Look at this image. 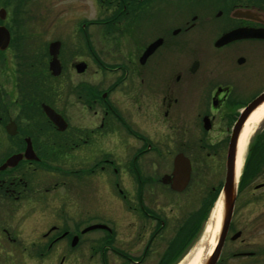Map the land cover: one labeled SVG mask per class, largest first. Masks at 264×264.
Masks as SVG:
<instances>
[{
  "label": "flooded vegetation",
  "instance_id": "1",
  "mask_svg": "<svg viewBox=\"0 0 264 264\" xmlns=\"http://www.w3.org/2000/svg\"><path fill=\"white\" fill-rule=\"evenodd\" d=\"M8 1L15 3L19 25L28 5L34 3L31 14L43 5L45 32L58 36L49 45L58 42L62 54L67 48L62 39L78 38L84 56L70 68L59 60L57 77L49 69V55L46 66L31 61L20 68L14 63L18 51L9 52L19 47L11 48L5 0H0V27L10 36L8 47L0 51V167L13 156L21 157L14 167L0 171V209L12 219L16 216L9 204L4 206L8 198L10 204H31L30 210L41 217H35L31 228L28 255L21 254L25 240L17 220L0 221V264H20L21 256L29 264H140L160 230L134 261L129 253L134 221L124 227L117 220L114 199L137 223L156 222L144 198L184 193L201 173L203 160L214 174L223 166L225 178L234 126L264 93V0ZM80 64L84 68L78 73ZM73 73L79 78L76 85ZM56 82L63 91L59 100L53 98ZM71 102L75 114L69 110ZM44 106L61 117L63 131L49 121ZM150 129L171 141L150 136ZM54 138L58 141L52 142ZM168 143L175 145L172 157ZM252 144L241 179L248 173ZM117 146L129 150L123 159L117 156ZM179 155L190 168L181 192L171 185ZM158 167L170 170L158 176ZM263 167L264 160L254 175L249 170L251 176L234 202L249 228L264 224V193H255L264 183L245 193ZM28 172L32 178L24 180ZM107 192L108 206L97 205L92 211L84 207L85 197L99 201ZM76 202L82 206L76 208ZM233 213L225 240L241 236L240 231L231 235ZM245 249L225 256L220 252L215 264H264V247Z\"/></svg>",
  "mask_w": 264,
  "mask_h": 264
},
{
  "label": "rangeland",
  "instance_id": "2",
  "mask_svg": "<svg viewBox=\"0 0 264 264\" xmlns=\"http://www.w3.org/2000/svg\"><path fill=\"white\" fill-rule=\"evenodd\" d=\"M33 2L31 8H29L30 5H28L27 10L21 14L20 21L22 22L19 25V22L16 21L18 12L16 10L14 11L15 3L10 2L8 0H5L4 2V8L7 11V18L9 19V28L12 33V43L11 48L16 49L19 47V50H11L9 52H16L18 51L16 55V61L14 63H19L20 68L24 64H28L31 61H34V63H40L47 65V62L49 61L48 53H47V47L50 42L55 41L58 36L54 33L52 36H49L47 32H45V21H44V12L42 11V6H40V9L38 10V6H36V13L31 14L28 13V10H33ZM30 10V11H31ZM18 11V9H17ZM102 12V11H101ZM18 20V19H17ZM62 41H64V48L63 53L59 54V57H57L58 61L61 60L62 65L66 68H70V64L77 62V59L80 57H83L84 54L79 50V39L78 38H63ZM14 56V55H12ZM78 77L75 73H73V79H72V85H76L78 82ZM59 82H56L53 86V98L55 100L61 99L62 90L60 89L59 85H57ZM76 86H74V89ZM75 93V91L73 90ZM61 101V100H60ZM69 110L72 114H75L77 111V107L75 102L69 103ZM152 134L155 135L154 129H150L149 135ZM264 134V120L260 123L258 128L255 130L253 135L250 137L247 150L249 149L250 144L255 141V138L259 135ZM166 138V141L162 138ZM254 137V139H253ZM156 139L162 140L163 142H170L171 140L163 134L160 136L156 133L155 135ZM155 139V140H156ZM53 141H58V139L54 138ZM157 141V140H156ZM253 145V144H252ZM169 151L171 152V157L176 152L175 145L168 143ZM129 150L122 147L117 146L116 153L118 158L123 159L128 155ZM153 158H156L154 154L150 155ZM202 170H205L200 174H196L194 181L191 183L189 188L184 192L180 194H171V193H157V194H150L149 197L144 198L145 202L148 204V209L151 211V214H154V217L158 219L156 222L144 219L139 220L140 223H137V221L125 210L124 204L118 202L119 199H114L116 201L115 203V211H117V220L123 222V226L127 227L129 226L130 222L134 221V228L132 230V242L129 244H132L131 251L129 252L133 258L134 261L140 259V255L145 247V244L150 240L151 235L156 231L160 230L158 236L156 237L155 241H153L152 247L149 250L148 257L141 262L140 264H157L158 260L160 259V255H162L165 250L167 249L168 245L173 241L177 235H179L181 228H183L188 220L194 216L200 208H205L207 203L209 202V196L210 193H217L222 186L223 179H224V167L220 166L219 171H217L216 174L208 170V162L207 160H204L201 162ZM201 167V165H199ZM159 170L157 171L158 176L168 173L169 168L164 167H158ZM264 169V167H263ZM38 178L37 174L34 175ZM31 173L28 172L25 176L24 180L31 179ZM254 182L247 188V191L245 193H251L253 190V186L264 183V172L259 177L254 178ZM101 180L102 179L101 177ZM103 183V182H102ZM41 188V187H40ZM38 188V189H40ZM161 188V187H160ZM213 188V189H212ZM157 190H159L157 188ZM162 191V190H161ZM88 191L82 192L87 193ZM61 193V192H59ZM110 192L102 193V197L99 201L95 199H88L85 197V203L84 207L88 206V209L90 211L94 210V208L97 205L102 206H108L109 205V198H110ZM244 193V192H243ZM255 193H264V188L256 191ZM76 200H79L75 198ZM121 199V198H120ZM12 199H4V206L10 205L12 210L14 211V215H16L13 219L11 215H7L6 212H2V209L0 211L2 212V215H0V221L5 222H11L17 220V225L20 227V232L22 239L25 240L24 244L22 245V252L21 254L28 255L29 254V242L27 240L30 239V233H32L31 228L34 227L37 223V220L40 217L39 214H34L33 211L30 209V205L28 204L27 207H23V203L21 201L17 204L13 203L10 204ZM10 201V202H9ZM151 201V202H150ZM216 202H214L213 206L210 209L209 215L207 216V220L211 214V210H213V207ZM21 204V205H20ZM76 208H80L82 204H78L76 202ZM9 207V208H10ZM83 207V208H84ZM29 208V209H28ZM75 208V209H76ZM13 214V213H12ZM222 216V212H221ZM2 217V218H1ZM37 218V220L35 219ZM104 219L105 216H103ZM243 218L245 219L244 212L238 209V206L234 208L233 213V223L235 224V227L233 231L231 232L236 233L237 231L241 232L240 238H238L235 241H230L229 236L224 241V244L222 246L221 254L222 256L227 255L228 253H233L235 251H238L237 249H243V246H246L245 251L253 250L257 247H264V244L262 241H264V224H261V226H257L255 228H249V226H246V221H243ZM79 219V218H78ZM205 221V223L207 222ZM42 221V220H40ZM243 221V222H242ZM16 223V222H15ZM160 223H163V227H160ZM204 223V224H205ZM203 224V229H204ZM142 227V228H141ZM218 233V232H217ZM216 233V235H217ZM202 235V233L200 234ZM216 235L212 237V241L207 238L204 243V251L202 255L205 257L210 250V247L213 245V242L216 240ZM230 235V234H229ZM201 236L198 237V239L195 241V243L192 245V247L189 249V251L181 258V260L178 262L180 264L185 257H187L196 247L198 240ZM260 240V243H256L257 240ZM244 240L245 242H249L251 244L249 245H242L241 241ZM211 242V244H209ZM255 243V244H254ZM214 246V245H213ZM23 248H25L23 250ZM213 248V247H212ZM137 250V251H136ZM186 252V251H184ZM182 256V255H181ZM180 256V257H181ZM179 257V258H180ZM206 258V257H205ZM112 262V261H111ZM2 264H10L9 261H4ZM20 264H29V261L25 259V257L21 256ZM106 264H109V262H106ZM111 264H119V262H114Z\"/></svg>",
  "mask_w": 264,
  "mask_h": 264
},
{
  "label": "water",
  "instance_id": "3",
  "mask_svg": "<svg viewBox=\"0 0 264 264\" xmlns=\"http://www.w3.org/2000/svg\"><path fill=\"white\" fill-rule=\"evenodd\" d=\"M4 11L0 10V19L3 20ZM10 42V36L8 31L4 27H0V51H4ZM156 44L150 46L144 53L142 57V61L145 60L156 48ZM60 44L58 42L52 43L49 45L48 54L51 58L49 63V69L52 73L53 77H57L60 74V64L57 59L59 54ZM83 65L76 66L77 72L81 73L83 70ZM262 104H264V93H262L259 97H257L240 115L238 122L235 124L234 129L232 131L230 144L227 150V159H226V173L224 178V183L222 186V190L220 193V199L222 202V216L220 219V226L218 228V233L216 235V240L214 243L211 252L203 261L202 264H215L222 246L224 244L226 234L230 225V221L232 218L234 202L236 199V172H235V162H236V149L239 135L242 131V128L248 119V117ZM43 111L46 117L51 121V123L57 127L59 131H63L65 127V123L61 119L59 115H57L53 110L48 107H43ZM20 156H13L9 158L5 164L0 167V171L5 170L7 167H14L18 161L20 160ZM189 164L188 161L183 156H176L174 160V171L172 173V188L177 192H181L184 190L188 183L189 179ZM169 179V178H166ZM164 179V182L167 180ZM237 238V235L233 237V240Z\"/></svg>",
  "mask_w": 264,
  "mask_h": 264
},
{
  "label": "trees",
  "instance_id": "4",
  "mask_svg": "<svg viewBox=\"0 0 264 264\" xmlns=\"http://www.w3.org/2000/svg\"><path fill=\"white\" fill-rule=\"evenodd\" d=\"M262 160H264V134L255 138L247 161L248 166L246 172L248 173L245 174V178L241 179L240 189L243 188L249 180H247V178L251 176L249 170H251L253 172L252 175H254ZM218 194L219 191L217 193H210L209 202L205 208H200L199 211L188 220L187 224L181 228L179 235L173 239L164 254L158 260V264H178L200 236L203 230V224L207 220V216Z\"/></svg>",
  "mask_w": 264,
  "mask_h": 264
},
{
  "label": "bare ground",
  "instance_id": "5",
  "mask_svg": "<svg viewBox=\"0 0 264 264\" xmlns=\"http://www.w3.org/2000/svg\"><path fill=\"white\" fill-rule=\"evenodd\" d=\"M264 120V104L258 107L246 120L242 131L239 135L238 142H237V149H236V162H235V172H236V181L240 175L241 168L243 166L244 157L246 153V149L248 146V142L250 137L253 135L255 130L258 128L260 123ZM221 212H222V202L221 199L216 202L211 211V214L205 223L204 229L202 231V235L198 240V243L194 250L187 256L180 264H202L203 261L206 259L211 252L213 245L210 247L207 255L204 257L202 255L204 249V243L207 238L210 240L213 236L216 235L218 232V228L220 226V219H221ZM212 241V240H211ZM211 244V242H209Z\"/></svg>",
  "mask_w": 264,
  "mask_h": 264
}]
</instances>
